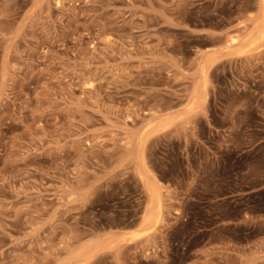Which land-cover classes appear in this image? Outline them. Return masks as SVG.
I'll return each instance as SVG.
<instances>
[{
  "label": "rangeland",
  "instance_id": "rangeland-1",
  "mask_svg": "<svg viewBox=\"0 0 264 264\" xmlns=\"http://www.w3.org/2000/svg\"><path fill=\"white\" fill-rule=\"evenodd\" d=\"M261 2L0 0V264H264Z\"/></svg>",
  "mask_w": 264,
  "mask_h": 264
},
{
  "label": "bare ground",
  "instance_id": "bare-ground-1",
  "mask_svg": "<svg viewBox=\"0 0 264 264\" xmlns=\"http://www.w3.org/2000/svg\"><path fill=\"white\" fill-rule=\"evenodd\" d=\"M260 1H262V2H261V3H262V6H261V9H262V10H261V9H259V10H261L262 13L259 11V12L261 13V16H260V17H259V15H257V16H258L260 19L257 17V18L259 19V21L257 20L258 22L256 21V23H255V24L258 23V25H256V28H258V26H259V29H256L255 27H253V29L255 28V29H256V32H257V30H258L260 33L263 32V34H264V0H260ZM262 7H263V8H262ZM236 11H237V10H236ZM228 12H230V11H228ZM255 24H254V26H255ZM255 29H254V30H255ZM259 32H257V33L259 34ZM261 35H262V34H261ZM231 41H233L231 44H234L235 39H232ZM231 41H230V42H231ZM140 172H141V171H140ZM139 174L143 175L144 180H145V176H146V175L143 174V172H141V173H139ZM146 178H148V176H147ZM146 181H149V182H150L149 179H146ZM148 184H149V183H148ZM149 185H151V184H149ZM151 186H152V185H151ZM148 187H149L148 190H149V191L151 190L150 194H151V196H152L153 201L155 202V200H154V198H153V197H155V194L153 195L152 187H151V189H150V186H148ZM151 196H150V197H151ZM154 202H152V203H154ZM150 213H151V212H150ZM150 213H149V215H150ZM153 217H154V216H153ZM153 217H152V215H151V216L147 219L148 222H146V223L151 222L152 219H153ZM145 220H146V219H145ZM71 253H72V252H71ZM73 253H74V252H73ZM69 254H70V253H69ZM76 256H77V257L80 256V258H82V256H84V255H81V254L78 255V254H77ZM69 257H71V258H69V260L72 259V255H71V256L69 255ZM73 257H74V256H73ZM80 258H77V259L80 260ZM67 259H68V258H67ZM75 259H76V258L74 257V258H73V261H74V262H75ZM83 260H85V259H83ZM64 261H66V260H64ZM81 261H82V260H81ZM81 261H79V262H81ZM69 262H70V261H69ZM74 262H72V263H74ZM76 262H77V261H76ZM79 262H77V263H79ZM65 263H66V262H65Z\"/></svg>",
  "mask_w": 264,
  "mask_h": 264
}]
</instances>
